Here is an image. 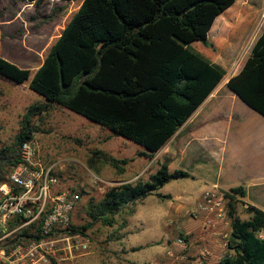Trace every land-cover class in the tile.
Returning a JSON list of instances; mask_svg holds the SVG:
<instances>
[{
  "label": "trees",
  "instance_id": "1",
  "mask_svg": "<svg viewBox=\"0 0 264 264\" xmlns=\"http://www.w3.org/2000/svg\"><path fill=\"white\" fill-rule=\"evenodd\" d=\"M16 1L33 2L38 12L48 0ZM235 1L82 0L34 72L2 57L0 30V74L19 84L28 82L44 100L28 108L13 144L0 149V182L7 180L11 167L19 161L20 145L34 140L35 118L53 105L142 145L146 150L140 156L153 158L227 74L191 43L200 41L213 48L208 33L217 16ZM61 8L53 6L44 21H52ZM2 46L3 50L11 46L19 51L8 40ZM10 56L17 59V55ZM227 85L264 115V29L244 66ZM132 160L95 150L88 162L89 167L98 162L110 164L124 173ZM190 177L183 169L171 171L164 161L148 180L124 181L108 188L102 198L91 197L81 205L87 193L73 188L80 198L72 217L77 210L78 218L84 214L89 221L77 224L73 220L72 230L88 235L87 230L97 222L113 226L125 207L150 195L166 197L158 192L162 187ZM224 194L231 232L229 251L217 264H264V210L248 205L250 216L243 219L238 205L245 196L244 187H232ZM28 231L17 236L25 240ZM7 243L11 245V238Z\"/></svg>",
  "mask_w": 264,
  "mask_h": 264
},
{
  "label": "rangeland",
  "instance_id": "2",
  "mask_svg": "<svg viewBox=\"0 0 264 264\" xmlns=\"http://www.w3.org/2000/svg\"><path fill=\"white\" fill-rule=\"evenodd\" d=\"M81 3L82 0H51L36 12L27 3L0 0L2 57L13 63L26 60V68L34 71ZM238 4L243 6L238 14L246 12L249 15L242 16L239 24V19L234 22L229 19L238 27L235 29L227 23L226 33L219 29L211 37L214 56L227 67L229 74L239 69L264 29V0H238ZM53 6L62 8L52 21H44ZM7 40L23 55L11 46L3 50L2 43ZM11 54L17 55V59ZM239 101L241 103L229 100L228 104H224L226 112H235L245 123L242 127L253 126L245 112L249 107ZM40 102H44L43 98L29 88L28 82L19 84L0 74V149L13 144L28 108ZM33 124L37 129L34 142L38 160L44 165L57 162L55 174L60 181L59 191L73 193L74 188L87 193L79 205L91 197L102 198L108 188L123 181L148 180L164 161L170 162L172 170H196L198 153H193L186 161L180 156L171 159L172 154L167 155L165 148L153 158L140 156L144 150L142 145L115 135L110 129L59 105L51 106L47 112L36 117ZM95 150H103L118 159L133 160L124 173L100 162L89 167V157ZM175 151L178 154L177 148ZM214 152L213 148L208 151L213 156ZM200 163L202 169L198 170L200 174L196 180L192 177L172 180L158 191L166 197L150 195L125 207L113 226L95 223L87 230L91 252L80 258V264H217L229 251L230 219L226 216L225 220H214L206 226V214L200 212L198 204L204 191L213 190L217 169L213 164ZM205 168L211 169L209 176ZM218 189L223 193L227 191ZM195 198L198 199L194 202ZM77 214L76 210L75 223L89 221L86 215L82 214V217L85 216L82 219L81 214L79 218ZM238 214L243 219L250 216L243 203L238 205Z\"/></svg>",
  "mask_w": 264,
  "mask_h": 264
},
{
  "label": "built area",
  "instance_id": "3",
  "mask_svg": "<svg viewBox=\"0 0 264 264\" xmlns=\"http://www.w3.org/2000/svg\"><path fill=\"white\" fill-rule=\"evenodd\" d=\"M56 165L38 160L34 140L20 145L19 161L0 182V264H80L91 252V239L72 230L80 197L59 191ZM198 208L206 226L225 220V194L218 188L204 191ZM24 229L29 235L21 240L17 234Z\"/></svg>",
  "mask_w": 264,
  "mask_h": 264
},
{
  "label": "crops",
  "instance_id": "4",
  "mask_svg": "<svg viewBox=\"0 0 264 264\" xmlns=\"http://www.w3.org/2000/svg\"><path fill=\"white\" fill-rule=\"evenodd\" d=\"M50 1L51 0H48L46 4ZM53 1L65 2L60 0ZM22 3H27L29 6L34 7L33 2L22 1ZM42 7H40V9ZM242 7L243 6L238 4V0H236L233 5L217 16L208 33L210 42L211 37L217 33V30L220 29L221 31H225V33L227 32V23L239 19V24L242 16L249 15V13L246 12H243L242 15L238 14V10ZM225 15L227 16L225 17ZM229 19L231 22L228 21ZM238 24L231 23L230 25L236 29ZM191 45L210 60L224 67L227 74L210 96L201 104V106L163 148H165L167 155L172 154L173 158L171 159L173 160H175L177 156H180L183 161H186L193 153H198L199 156L195 160L197 165L196 170L190 172L193 179L196 180L199 177L200 172H198V170L202 169L200 161H203L205 164H213L217 169V177L215 178L216 182L212 184L213 188L229 190L232 187L243 186L245 189V196L242 197L241 200L244 207L254 205L264 210V115L244 102L227 85L229 79L238 74L242 69L251 52L242 62L239 69L233 74H229L227 67L219 61L216 56H214V47L206 46L200 41H194ZM207 47H209V49ZM44 59L37 67H35L34 71L39 68L44 62ZM15 63L26 68L27 61L24 60V62ZM229 100L235 103H239V100H241L249 107L248 111L245 109V112L250 116V123L253 122V126L242 127V124L245 123L240 120L235 112H226L227 106L224 104H228ZM176 148L178 149V154L175 151ZM211 148L216 151L214 152V156L208 153ZM144 150L146 149L144 148ZM202 156H205L204 159L201 158ZM168 163L170 168L171 164L169 161ZM205 169L206 175L209 176L211 169ZM170 170L174 171L171 168ZM139 174H141V172ZM139 174H137V176ZM173 197L176 196L173 194ZM197 199L195 198L194 202ZM188 204L191 203L188 202ZM215 241L218 240L215 239ZM216 247L218 249L220 243L219 245H216Z\"/></svg>",
  "mask_w": 264,
  "mask_h": 264
}]
</instances>
